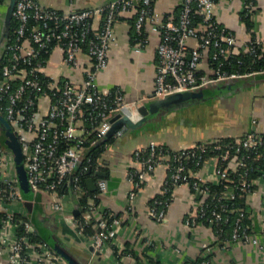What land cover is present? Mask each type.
Returning a JSON list of instances; mask_svg holds the SVG:
<instances>
[{
  "label": "built area",
  "instance_id": "2783aa9c",
  "mask_svg": "<svg viewBox=\"0 0 264 264\" xmlns=\"http://www.w3.org/2000/svg\"><path fill=\"white\" fill-rule=\"evenodd\" d=\"M154 1L113 0L105 6L66 13L47 8L38 0L16 1L13 19L17 26L1 60L0 114L12 123L25 150L30 183L43 199L51 195L57 197L60 191L70 187L81 191V175L90 165L81 164L87 143L104 139L113 125L112 117L130 105L120 89L103 92L98 86V74L108 66L115 22L122 11L138 9L137 42L140 47L148 42L145 24L153 14ZM181 1L178 21H165L156 27L162 32L158 45L156 99L264 73V69L237 72L222 68L229 57L244 54L242 48L254 59L264 53V38H252L239 44L237 35L215 18L218 0ZM245 7L252 12L254 0H245ZM195 13L202 16L201 22H195ZM96 17L102 18L97 30L94 29ZM191 38L196 40L193 48L189 44ZM55 49L61 50L64 63L73 68L80 66L82 50L92 58V66L85 70L80 86L70 79L57 82L44 72L48 61L43 53L52 54ZM207 50L211 51L214 61L212 73L201 69ZM45 97L50 100L49 109L42 114L40 103ZM127 130L128 126L122 125L114 137L122 136ZM208 153L210 155H206ZM134 158L141 168L131 173L132 177L137 176L129 195L131 199L137 197L145 177L160 165L168 168L162 191L166 195L155 199L148 208L149 215L156 221L166 218L174 189L188 185L198 198V209L187 218L188 225H196L205 218L216 226L217 235L224 240L259 243L244 225V209L232 205V200L255 193L258 179L264 177V134L250 131L231 141L217 139L180 150L151 141L137 149ZM254 162H259L260 166L256 167L262 166V174L256 178L251 177L256 168ZM209 163L215 168L216 181H203L198 175ZM211 184L222 185L223 190L213 192ZM107 188V181L99 179V192ZM98 195L89 199L83 219L68 215L66 220L78 234L90 240L95 251L102 252L108 242L116 244L113 233L122 219L110 212L99 230L88 236L84 226L97 208L94 198ZM51 202L53 208L64 212L61 201L53 199ZM24 210L25 199L20 191L14 155L7 147L0 146V264H69L47 242L33 240L37 228ZM18 211L25 215L16 218ZM233 214L236 220L232 234L224 238V225ZM4 250L8 252L7 260L2 256ZM207 253L198 264L208 263Z\"/></svg>",
  "mask_w": 264,
  "mask_h": 264
},
{
  "label": "crops",
  "instance_id": "0c3cea01",
  "mask_svg": "<svg viewBox=\"0 0 264 264\" xmlns=\"http://www.w3.org/2000/svg\"><path fill=\"white\" fill-rule=\"evenodd\" d=\"M38 1L47 8L66 13L105 6L113 0ZM7 3L8 0H0V29ZM181 5V0L154 1L153 14L145 24L148 42L142 47L134 39L138 9L122 11L116 19L108 66L99 72L97 81L105 93L117 89L122 91L126 103L130 105L120 113L128 115L133 121L143 118L139 111L142 105L156 99L158 45L162 39V32L156 27L165 21H178ZM253 8L252 12H248L245 0H218L214 8L215 18L237 35L239 44H245L252 38H264V0H254ZM246 16L250 17V26L243 18ZM101 20V17L94 19L95 30L100 28ZM195 41L194 38L189 40L192 48L196 45ZM242 52L246 53L244 48ZM210 55V50L205 51L201 61V69L208 73H212L213 68ZM79 60V67L67 66L61 50L55 49L44 72L57 82L70 79L80 86L85 70L92 66L93 61L85 49L79 53ZM235 81L231 88L227 87L232 82L230 80L215 83L212 86L216 89L215 93L205 94V99L151 113L136 129L112 140L107 139L96 169L105 175L96 174L97 178L94 175L87 178L95 180L96 190L87 184L91 191H99V179L107 181V190L98 192L100 200L97 208L90 213V221L94 217L102 219L105 212L121 216L122 222L113 233L115 245L108 242L102 252L95 251L90 240L78 234L67 222L66 216L74 215L76 208L81 212L75 217L85 215L79 194L72 187L57 197H44L42 219L50 217L48 228L85 264H150L151 258L162 264H198L206 252L207 264H264V177L258 179L256 192L245 197L252 234L258 238V244L224 240L217 235L212 224L202 220L196 225H188L187 218L198 209V198L188 185L174 189L164 220L156 221L151 217L148 213L150 201L162 195L169 175L165 164L143 179L136 198L129 197L135 187V178L131 173L141 168L134 153L151 141L180 150L200 142L239 137L250 131L264 134V73ZM49 103L48 97L41 100L42 114L48 112ZM198 175L203 181L218 179L212 163L201 168ZM53 199L63 203V213L52 207ZM127 247L133 251L132 254H122L121 257L116 254L115 249L121 252ZM2 256L7 260L8 252L4 250Z\"/></svg>",
  "mask_w": 264,
  "mask_h": 264
},
{
  "label": "trees",
  "instance_id": "16d2710c",
  "mask_svg": "<svg viewBox=\"0 0 264 264\" xmlns=\"http://www.w3.org/2000/svg\"><path fill=\"white\" fill-rule=\"evenodd\" d=\"M243 18L247 22V24L250 26L251 25L250 17L246 16ZM194 20L196 23H199L202 21V16L198 13H195ZM16 26H17L16 20L12 19L9 37L12 36V32ZM134 39H135V41L139 40V35H138L137 31H135ZM50 56H51V54L48 52L43 53V57L45 58L46 61H49ZM46 61L44 62V65L46 64ZM210 61L214 65V61L212 60L211 55H210ZM1 66H2V64L0 65V78H1ZM222 68L225 70H228V71H237V72H248V71H253V70L264 69V53L262 56H260V57L257 56L255 59L252 58V56H250L247 53H244L241 55L231 56V57H229V59L224 61ZM233 80H237V79H233ZM212 86H215V85L211 84V85L206 86L204 88L205 94L211 93V92L215 93L216 89L212 88ZM4 138H5V131L0 127V146L6 147ZM113 138H114V135L112 137H110L109 140H112ZM232 139H234V138H223L224 141H231ZM106 144H107V140L104 142H98V143H94V144H90V141H89L87 143L86 149L83 152L82 163H81L82 166L84 164H90L89 169L85 170L81 175V191H77L79 194L78 198H79L80 204H81L83 209H86L89 199L91 197L95 196L99 192V191H91L89 189V186L87 184V178L89 176H92V175H94V177H96V178L98 177L96 175L97 170L95 167L100 162V156L104 152ZM206 155H210V153H208ZM89 158L91 159V161L88 162ZM254 166L255 167L260 166L259 162H254ZM261 168H262V166L256 167L255 170H253L251 172V177L256 178V177L261 176V174H262ZM79 169L80 168H78L77 171H79ZM211 189L213 192L214 191H222L223 186L217 185V184H211ZM67 190L68 189H64L60 192L61 193L66 192ZM165 195L166 194L156 196L155 198H153L150 201V205L154 203L155 199L165 197ZM94 199H95V202L98 204V202L100 200V194L98 195V197H95ZM35 203H36V205H35V209H34L33 213L28 212L26 210V208L24 210L26 215L31 219V221L34 223V225L37 228V233L33 236V240L37 241V242H47L51 246L50 242L47 240L46 232H45V230L48 228L50 217H48V218L46 217L44 220L42 219V214L45 212V206L43 203V198H42V200H36ZM232 203H233L232 205H236V206L244 209V211H245V216L243 217L244 225H245V227H247V231L252 233V222H251V219L248 217V213L246 212L245 197L238 196L232 200ZM24 212L18 211L16 213V218H22L25 215ZM108 214H109V212H105L104 217L102 219L101 218L97 219L94 217L91 221H89L87 224H85L84 232L88 236H93L99 230V227H96V225L100 226V224L107 218ZM81 219H83V218L81 217ZM109 220H111V219H109ZM201 220L204 222L210 223V221L205 219V218L200 219V221ZM235 220H236V215L233 214L231 219L229 220V222L224 225V232L222 235L224 238H230V236L232 234L233 224H234ZM213 226H214V228H216L215 225H213ZM127 249H128V247L121 252H118V250L115 249L116 254H118V256L121 257L122 254H128V253L132 254L133 253V251H131L129 249L127 250ZM149 262H150V264H162V263H160V262H158L152 258L149 259Z\"/></svg>",
  "mask_w": 264,
  "mask_h": 264
},
{
  "label": "water",
  "instance_id": "95a60500",
  "mask_svg": "<svg viewBox=\"0 0 264 264\" xmlns=\"http://www.w3.org/2000/svg\"><path fill=\"white\" fill-rule=\"evenodd\" d=\"M16 1L17 0H8L3 23L0 29V63L9 41L13 11ZM230 81L232 82L228 85L229 88L235 85L236 82L235 80ZM205 98V91L204 88H202L195 91L178 92L170 94L164 98L155 99L151 103L144 104L139 108L140 113L143 115V118L139 121H133L128 115H122V113H118L112 117L111 121L113 122V125L106 137L99 142H104L112 137L115 131L124 124L128 126L127 131L129 132L141 126L148 119L149 114L151 113L159 112L161 109H171L181 106L186 102L199 101ZM0 127L5 131L4 141L6 147L14 155L17 179L20 191L25 199V208L28 212L33 213L36 205L35 201L42 200V194L36 193L30 183L28 170L25 164V150L13 128L12 123L3 114H0ZM98 174L105 175V173H101L100 171H97V175ZM87 182L93 190L97 189L96 182L93 178L87 179ZM80 212L81 210L76 208L74 210V215L77 216ZM45 232L47 240L50 242L53 249L69 264H85L62 242V240L52 230L47 228Z\"/></svg>",
  "mask_w": 264,
  "mask_h": 264
}]
</instances>
